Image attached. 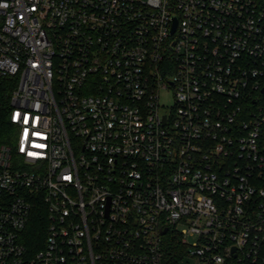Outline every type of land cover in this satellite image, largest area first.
Masks as SVG:
<instances>
[{"label":"built area","instance_id":"built-area-1","mask_svg":"<svg viewBox=\"0 0 264 264\" xmlns=\"http://www.w3.org/2000/svg\"><path fill=\"white\" fill-rule=\"evenodd\" d=\"M7 79L0 264H264V0H0Z\"/></svg>","mask_w":264,"mask_h":264},{"label":"trees","instance_id":"trees-1","mask_svg":"<svg viewBox=\"0 0 264 264\" xmlns=\"http://www.w3.org/2000/svg\"><path fill=\"white\" fill-rule=\"evenodd\" d=\"M16 80L7 79L0 87V146L6 145L15 148L17 129L10 122L11 97L16 88ZM47 221L43 209L36 210L25 234V243L34 247L44 243L46 237Z\"/></svg>","mask_w":264,"mask_h":264},{"label":"rangeland","instance_id":"rangeland-1","mask_svg":"<svg viewBox=\"0 0 264 264\" xmlns=\"http://www.w3.org/2000/svg\"><path fill=\"white\" fill-rule=\"evenodd\" d=\"M160 101H161V104H163L165 106L163 111L170 110V108H172L174 105L173 92L172 91L162 92L161 97H160ZM184 264H192V262L189 260V261H186Z\"/></svg>","mask_w":264,"mask_h":264},{"label":"snow or ice","instance_id":"snow-or-ice-1","mask_svg":"<svg viewBox=\"0 0 264 264\" xmlns=\"http://www.w3.org/2000/svg\"><path fill=\"white\" fill-rule=\"evenodd\" d=\"M19 115V114H18ZM24 123H28V121L27 120H24ZM37 135H39V133H37Z\"/></svg>","mask_w":264,"mask_h":264}]
</instances>
